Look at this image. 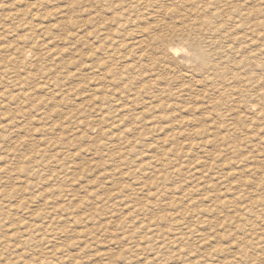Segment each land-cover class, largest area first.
<instances>
[{"label":"rangeland","instance_id":"1","mask_svg":"<svg viewBox=\"0 0 264 264\" xmlns=\"http://www.w3.org/2000/svg\"><path fill=\"white\" fill-rule=\"evenodd\" d=\"M229 263L264 264V0H0V264Z\"/></svg>","mask_w":264,"mask_h":264},{"label":"bare ground","instance_id":"2","mask_svg":"<svg viewBox=\"0 0 264 264\" xmlns=\"http://www.w3.org/2000/svg\"><path fill=\"white\" fill-rule=\"evenodd\" d=\"M117 8V7H116ZM29 24V23H28ZM32 25V24H31ZM30 26V25H29ZM32 27V26H31ZM30 27V28H31ZM33 28V27H32ZM35 29V28H34ZM31 31V30H30ZM34 31V30H33ZM139 31V30H138ZM30 38V37H29ZM34 39V38H33ZM32 41V40H31ZM27 42H28V40H27ZM32 43H35V42H32ZM176 51V50H175ZM27 52V51H26ZM201 56H203V55H201ZM24 59V58H23ZM199 59V58H198ZM201 60V59H200ZM204 60H205V58H204ZM205 62V61H204ZM27 71V70H26ZM14 78V77H13ZM22 78V77H21ZM25 79H27V78H25ZM26 81V80H25ZM28 81V80H27ZM24 84V83H23ZM15 88V87H14ZM33 89V88H32ZM27 92V91H26ZM262 92V91H261ZM17 94V93H16ZM262 95V94H261ZM15 96V95H14ZM21 98H22V96H21ZM17 110V109H16ZM136 127V126H135ZM153 170V169H152ZM113 178V177H112ZM226 191V190H225ZM211 199V198H210ZM221 199V198H220ZM259 200V199H258ZM228 206V205H227ZM132 208V207H131ZM256 208V207H255ZM250 209V208H249ZM254 209V208H253ZM252 211V210H251ZM251 213V212H250ZM244 215V214H243ZM165 221V220H164ZM166 223V222H165ZM29 229V228H28ZM32 231V230H31ZM27 234V233H26ZM32 235V234H31ZM29 237H31V236H29ZM230 264V263H229Z\"/></svg>","mask_w":264,"mask_h":264}]
</instances>
